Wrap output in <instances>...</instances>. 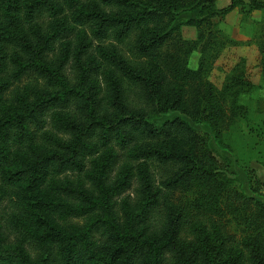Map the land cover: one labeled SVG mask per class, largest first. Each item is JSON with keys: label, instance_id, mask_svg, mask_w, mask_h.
<instances>
[{"label": "trees", "instance_id": "trees-1", "mask_svg": "<svg viewBox=\"0 0 264 264\" xmlns=\"http://www.w3.org/2000/svg\"><path fill=\"white\" fill-rule=\"evenodd\" d=\"M235 6L261 11L264 0H229L219 9L214 0H0V44L4 53L9 49L0 55L3 64L14 78L29 74L46 83L22 105L17 95L18 107L0 115V195L7 199L0 206V264H264V200L245 195L218 169L207 132L177 116L153 120L177 111L217 139L244 118L239 96L258 86L247 59L238 54L226 67L218 61H227L228 47L252 45L251 66L264 77V19L251 18V34L233 38L213 18ZM194 9L195 17L172 24L175 14ZM181 25L192 26L194 38H184ZM192 52L194 68L187 65ZM214 70L218 83L210 78ZM112 143L138 163L120 168L110 182ZM145 160L163 171L157 181ZM65 173L81 176L61 179ZM133 175L140 202L121 225L97 217L82 229H55L59 238L41 243L43 228L28 224L24 198L42 187L75 201L52 199L54 209L79 216L101 207L107 214L109 195L128 188ZM163 192L187 196L164 203L151 228L146 215ZM225 216L243 232L240 253L226 250L232 237L214 223ZM200 218L215 241L187 243L182 234L198 230ZM98 221L106 225L102 247L88 233ZM9 234L16 236L12 243ZM35 238L41 252L33 257L26 247Z\"/></svg>", "mask_w": 264, "mask_h": 264}, {"label": "rangeland", "instance_id": "rangeland-1", "mask_svg": "<svg viewBox=\"0 0 264 264\" xmlns=\"http://www.w3.org/2000/svg\"><path fill=\"white\" fill-rule=\"evenodd\" d=\"M243 1L244 3H247V0ZM217 5L218 6H215L216 8H221V2ZM246 8L247 7L240 9L239 6H235L233 9L234 13L230 18L227 17L228 12L221 17L215 16L213 20H216V27L233 38L244 40L246 38L245 36H247L245 35L246 26L241 23L244 21L247 22L251 18H255L257 20L264 19V9L261 11L249 10V14V11L246 12ZM192 16H196L195 9L182 10L174 15L172 24L183 21ZM239 18L243 19L240 23L237 22ZM190 34L191 33H188V31L184 32V36ZM7 53H9V49L5 50L4 53L0 44V55L2 56ZM222 53L227 59V61H225L222 57L218 61V63L222 64V67L232 64L235 61L236 55H244L247 59V69H249L248 72L251 73L252 81L258 85L251 92L241 94L239 96V102L246 108V115L244 118L238 119L235 123L229 125L221 132L217 139H213L210 129L205 124L196 123L177 111L165 112L162 115L153 118V120L155 122H161L163 119L177 116L186 120L193 127L207 132L209 136L208 144L211 147L212 154L217 161L218 169L228 177L232 178L237 189L245 195H250L259 200H264V77L254 73L256 69L251 66L255 55V49L252 45L228 47V49H224ZM50 55L52 54L45 53V56ZM1 56L0 115L12 108L18 107L17 103H15L18 100L17 95L21 97L22 100H20V103L22 105L25 102H29L30 99L35 98L31 89L35 88L39 91L46 86L44 79L32 77L29 74H23L14 78L11 74L12 68L9 65L3 64V58ZM196 59L197 53L192 52L188 57L187 65L194 68L196 66ZM210 78L218 83L220 81V73L214 70L210 75ZM108 146H110L113 153L116 154L114 158L115 162L111 166L112 171L109 179L110 182H113L117 177H119L120 168L129 166L133 169L136 168V164L138 162L136 160L129 159L126 156L125 148H121L113 143ZM144 162L147 166L149 174L157 181L159 177L163 175V171L151 160H145ZM87 165H90V163L87 162ZM66 176L69 179L74 180L77 176H81V174L76 175L72 173H65L64 175H61V179H64ZM133 176H130V180L132 178L133 179L128 188H125L120 192L115 190L109 195L107 214L101 209V207H95L89 213L79 216L62 212L64 209H61L60 211L55 206L54 209L49 205V203H47L52 199L61 200L67 203H75V201L62 194L51 192L49 189L42 187L37 190L36 193L33 192L30 196H26L24 198L26 207L30 212H32L30 216L31 219L28 224L30 226H35L38 229L43 228L45 235L40 240L41 243H46L48 239L56 236L59 238V235L54 233L55 229V232L59 230L73 231L74 229H82L87 226L91 219H95L97 217H108L115 225H121L125 222L129 213H133L135 211V208L140 202V197L136 190L137 184L135 176ZM80 179L82 184L85 186V179L83 177ZM2 185H4L3 181L0 180V189H3ZM88 191L94 198L100 197V193L97 191L95 186L89 187ZM4 196L5 194L3 192L0 195V206L6 207L7 199H5ZM186 196L187 195L185 193L175 192L171 195H167L163 192L160 205L158 208H154L152 211L148 212L145 224L151 225V228L152 226H155L161 217V210L164 203L168 200L177 202V199L185 198ZM77 204L81 205L83 203L77 201ZM6 211L10 210L7 208ZM4 216H7V214H4ZM11 219L12 218H9L8 220L11 222ZM197 222L196 223L199 229L182 234L184 241L192 244L204 236L211 242L215 241L217 235L213 231V228L208 226L209 222L204 218L198 219ZM214 223L218 229L224 233V235L228 234L232 237V241L228 242L226 250L230 251L231 254L240 253V243L243 238V232L240 230V225H238L237 222L229 216H225L223 219L215 218ZM88 231V233H90V238L96 242L99 247H102L105 243L106 225L99 221L94 222L91 226H88ZM5 239L12 243L16 240V236L12 237L9 234L5 236ZM37 243H39L38 238H35V240H33L30 244L33 248L26 247L30 255L33 257L41 252L40 246H36L38 245Z\"/></svg>", "mask_w": 264, "mask_h": 264}, {"label": "crops", "instance_id": "crops-1", "mask_svg": "<svg viewBox=\"0 0 264 264\" xmlns=\"http://www.w3.org/2000/svg\"><path fill=\"white\" fill-rule=\"evenodd\" d=\"M219 2H221V8L222 7H225L228 3H229V0H215V6H218L217 4H219ZM234 12H233V10H231V11H229L228 13H227V17L228 18H230V17H232V14H233ZM241 24H243V25H245L246 26V28H245V35H247V36H245L246 38L251 34V25H250V20L249 21H247V22H242ZM187 28V29H186ZM180 31H181V34H182V36L184 37V38H187V39H192V38H194V36H195V30H194V28L192 27V26H187V25H181L180 26ZM185 31H188V33L190 32L191 34L190 35H185L184 36V32Z\"/></svg>", "mask_w": 264, "mask_h": 264}]
</instances>
